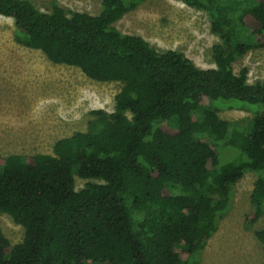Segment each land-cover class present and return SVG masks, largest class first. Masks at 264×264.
I'll return each instance as SVG.
<instances>
[{"label":"trees","instance_id":"1","mask_svg":"<svg viewBox=\"0 0 264 264\" xmlns=\"http://www.w3.org/2000/svg\"><path fill=\"white\" fill-rule=\"evenodd\" d=\"M144 1L101 0L92 15L58 0L42 1L45 10L0 0L17 44L122 83L113 111L92 110L86 131L57 140L52 154L0 163V213L24 231L12 244L0 228V264H198L246 173L252 221L264 215V79L249 83L247 67L233 68L264 50V0H182L218 37L210 68L115 26ZM229 109L251 117L219 116ZM75 176L88 181L77 189ZM254 234L264 251V229Z\"/></svg>","mask_w":264,"mask_h":264},{"label":"rangeland","instance_id":"2","mask_svg":"<svg viewBox=\"0 0 264 264\" xmlns=\"http://www.w3.org/2000/svg\"><path fill=\"white\" fill-rule=\"evenodd\" d=\"M42 1L34 3L45 10ZM58 2L92 15L98 14L101 5V0ZM115 26L123 33L143 37L158 50L181 51L200 68L214 67L211 48L218 37L210 31L206 13L182 0H145ZM14 30L12 18L0 15L2 164L10 154H52L57 140L86 131L88 121L93 118L92 110L112 112L114 97L122 88L121 82L93 80L75 66L53 63L40 50L17 44ZM250 41L255 42V37L250 36ZM242 67L248 69L249 83L264 79V50L254 47L233 64L236 73ZM218 114L229 121L251 117V113L240 109ZM232 155L231 150L221 151L220 160L228 162ZM254 180L253 173H246L235 183L230 209L197 255L198 264H264L263 245L254 234L264 229V215L252 221L254 207L249 200ZM86 181L75 176L76 188L83 187ZM0 228L12 244L23 238L22 226L8 214L0 213Z\"/></svg>","mask_w":264,"mask_h":264}]
</instances>
